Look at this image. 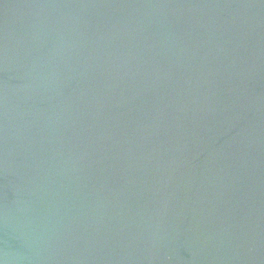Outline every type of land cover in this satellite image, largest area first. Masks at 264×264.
I'll use <instances>...</instances> for the list:
<instances>
[{"label":"water","instance_id":"water-1","mask_svg":"<svg viewBox=\"0 0 264 264\" xmlns=\"http://www.w3.org/2000/svg\"><path fill=\"white\" fill-rule=\"evenodd\" d=\"M0 264H264V0H0Z\"/></svg>","mask_w":264,"mask_h":264}]
</instances>
